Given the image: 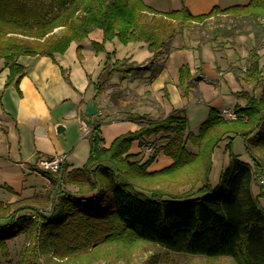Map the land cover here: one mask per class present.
<instances>
[{"label":"trees","instance_id":"trees-1","mask_svg":"<svg viewBox=\"0 0 264 264\" xmlns=\"http://www.w3.org/2000/svg\"><path fill=\"white\" fill-rule=\"evenodd\" d=\"M49 8L42 0H0V58L8 68L5 85L17 84L24 75V66L18 63L20 56L53 58L54 53H64L72 41L81 42L96 28L103 32L102 41H91L96 52L105 51L104 43L116 37L123 44L144 42L153 57L160 58L169 52L171 40L183 34L192 21L228 15L239 22L238 34H253L255 46L248 53L243 79L263 82V89L259 98L247 95V104L234 108L236 119L224 118L211 108L197 132H192L185 110L174 109L161 120L145 121L139 129L116 136L108 147L100 134L103 121L88 117L89 157L82 167L69 169L64 160L57 172L36 167L51 183L48 214L35 204L0 199L1 256L9 255V239L23 234L25 242L15 264H38L40 252L76 258L97 254L104 245L126 249L141 242L208 259L227 256L233 264H264V207L259 201L264 197V165L251 150L254 147L264 153V70L258 54L259 47L264 46V0L225 8L213 6L201 15H192L184 5L156 11L143 0H52ZM244 25L250 29H243ZM215 28L210 41L237 35L227 28ZM76 51L82 59V46ZM109 67L107 81L113 74L123 78L142 75L138 64L128 58L111 62L106 52L103 70ZM160 68L158 64L150 78ZM191 77L189 65L181 64L178 85L182 96L189 92ZM65 78L69 81L67 75ZM101 87H96L95 97ZM159 133H169L162 151L172 163L148 172L157 153L135 159L137 154L128 152L133 141ZM233 134L242 136L252 164L230 155L212 186L209 175L214 149ZM181 176L184 181L180 185H189L185 191L150 185ZM63 184L76 190H68ZM5 188L13 192L11 187Z\"/></svg>","mask_w":264,"mask_h":264},{"label":"crops","instance_id":"crops-1","mask_svg":"<svg viewBox=\"0 0 264 264\" xmlns=\"http://www.w3.org/2000/svg\"><path fill=\"white\" fill-rule=\"evenodd\" d=\"M176 1L179 3L169 10L179 9L184 5L192 15H201L208 13L213 6L225 8L245 4L248 0ZM144 2L157 9H167L161 6L162 3L158 0ZM222 16L224 15H213L205 20ZM102 38V30L96 28L81 42L72 41L64 53H54L53 58L45 55L20 56L18 63L24 66V75L17 84L5 85L8 68L4 67L0 58V199L4 202L11 203L17 199L29 202L47 198L41 193L38 180L42 179L39 183L43 189H48L51 184L46 178L38 176L36 161L40 157L58 155L67 162L69 149H65L57 137L56 132H61L57 127L62 126L65 130L70 125L78 124L80 132L75 138H87L91 127L85 115V106L90 99H93L98 107L99 117L102 116L103 109L106 113V119L102 120L100 126V134L104 138L103 145L108 147L116 136L139 129L145 121L161 120L174 109H184L186 117L190 118L193 114L200 113L201 107L218 111L230 107L231 100L233 106H245L247 95H253L255 98L261 96L263 82L255 84L243 79L242 70L246 69L244 67L248 53L255 46L252 33L235 35L234 41L226 37L224 41H230L223 44L217 43L219 37L214 42L183 33L171 40L169 52L160 58L153 57L146 43L133 41L124 46V54L117 52L119 56H116L115 52L110 54V59L112 62L115 59L128 58L130 62L142 67V75L138 78H123L120 74H113L108 81L106 75L110 67L103 70L105 54L116 51L119 45L114 39L106 41L105 51H92L91 41L100 42ZM241 39L248 40L243 52L239 51L243 44ZM78 45L82 46V59L77 57ZM128 45H132L133 52L127 49ZM135 51L139 53L137 58L134 56ZM226 51L232 53L230 57L226 56ZM141 52L144 53L140 54ZM258 54L259 64L264 70L263 45L259 47ZM222 57L225 60L221 65L218 58ZM152 61L154 63L148 65ZM184 63L189 65L192 75L186 96H182L178 85V70ZM158 64L161 68L150 78L151 71L156 69ZM210 65L213 68H210ZM206 66L211 70L208 76L205 72ZM61 69L65 70L64 74ZM66 75L69 81L65 78ZM101 85V90L95 97L96 87ZM119 92H125L128 99L135 100L128 109L117 104L120 101ZM136 115L143 118L137 119ZM206 117L207 115L203 121ZM168 134L159 133L144 140H135L128 153L137 154L135 159H144L151 154L148 153L150 150L157 151L158 154L147 171L167 167L172 163V159L162 152L161 146L168 141L165 136ZM222 144L225 146L226 143ZM222 153L226 155V150ZM213 164H216L215 156ZM214 166L209 175L212 186L217 184L219 175L226 166V160L219 158V168L216 170ZM5 186L11 187L13 192L8 191Z\"/></svg>","mask_w":264,"mask_h":264},{"label":"rangeland","instance_id":"rangeland-1","mask_svg":"<svg viewBox=\"0 0 264 264\" xmlns=\"http://www.w3.org/2000/svg\"><path fill=\"white\" fill-rule=\"evenodd\" d=\"M42 1H44L47 4V9L50 10L49 3L52 0H42ZM158 1L162 3L161 6H163L164 8H167V9H165V10L164 9H157L156 7H153L149 4H147L146 2H144V3L146 5L152 7L156 11H160V12H166L169 10V8H173L172 6L177 4V2L179 3V1L175 2V0H158ZM239 1H247V0H239ZM56 5H58V2ZM168 6H170V7H168ZM55 8H57V7H55ZM53 11H55V10L53 9ZM238 24H239V22L236 21L235 19H233L231 16H228V15L225 16L224 15L220 18L204 20L202 22H200V21L199 22L196 21V23L192 22L190 25L188 24V27L185 28L183 32H184V34H186L188 36H191V37L192 36L193 37L199 36L200 39L203 38L204 40L207 41V40H210V38L212 37L211 31L216 29L215 27H222V29L227 28L228 32L234 31V33L236 32L238 35L237 30L241 29L238 27ZM243 29H250V26L244 25ZM224 38H226V37H219V41L217 43L218 44L219 43L223 44L226 42L229 43L230 40L226 39V41H224ZM228 38L232 39L234 41V37L232 38V36H231ZM114 39H116V41H117L116 43L119 46L117 47L116 51L112 50L110 54H115V52H116V56H119L117 54V52L119 54H124L126 51L124 46L130 42H133V41H130L127 44H123L116 37L112 38L111 41ZM240 41L243 44L241 45V49L239 51L243 52L246 44L248 43V40L245 41V40L241 39ZM105 43H104V48H105ZM90 49L92 51L94 50L92 47H90ZM127 49L131 50V52H133V50H134V49H132V45H128ZM212 51L213 50L211 49V52ZM96 53H98V52H96ZM143 53L144 52H141L140 54H143ZM231 54H232L231 52L226 51V56L230 57ZM86 56H87V53H86ZM134 56H136V58H137V56H139V53L137 54V51H135ZM82 58H83V56H82ZM105 60H106V54H105ZM105 60H104V63H105ZM224 60L225 59L223 57H222V59L218 58V63H221V65H222ZM153 63H154V61L151 62V65ZM210 68H213V66L210 65ZM209 70H210L209 67L206 66L205 72H206L207 76L209 75ZM242 71H244V70H242ZM118 98L120 99V101L117 102V104L122 106V108H124V109H126V108L128 109L129 106L131 105V103L133 101H135L133 99H128L125 92L124 93L119 92ZM230 105H231L230 106L231 108H235L236 106H238L236 104L233 106L232 100L230 101ZM102 108H104V106H102ZM210 109H211L210 107H206V108L201 107L200 113L193 114L190 118L187 116L188 130L197 132V129L199 127L198 125H200L201 123L204 122L203 118L206 115H207L206 118H208ZM103 111H104V109H103ZM103 111H102V116L99 117V115L95 114L92 117L95 119H98V117H99V119L101 118L100 121L105 120L106 119V113ZM207 111H208V114H207ZM185 114H186V111H185ZM79 123H80V120H79ZM79 132H80V130H79L78 124H76V126L70 125L67 129L62 130L61 132H56L57 133L56 135L59 138L62 146L67 150L69 149V151L67 152V155H68L67 162L69 164V169L82 167L86 163V161L88 160V157H89L88 137L87 138L84 137L83 139H79V136H78L77 138H75L76 135L79 134ZM102 133H103V131H102ZM104 133H105V131H104ZM152 135H154V134H152ZM229 135L231 136V134H229ZM104 136H105V134H104ZM146 138L147 137H142L141 139H138V140H144ZM222 142L226 143L225 146H224V144H222ZM220 144H221V146H220ZM72 145H74V146H72ZM161 148H162V146H161ZM191 149L195 150L192 147H191ZM223 150H226V155H223V153H222ZM251 150H252V153L264 165V153H262L258 149H255L254 147H251ZM214 151H216V152H215V155H214V152L212 154V166H214L213 159L215 156L216 164H215L214 168L216 170L219 168L218 167L219 166V158L225 159L226 165H227L229 162V159H230V155H235L239 159L244 160V161H248L249 163L252 164V160L247 153L244 140L240 134H233L231 139H229L228 136H227V138L226 137L223 138L221 140V142L217 145V147L214 149ZM154 152L157 153V151H151V150L148 153L152 154ZM151 154H148L147 156H149ZM157 154H156V156H157ZM152 163L148 167H150L152 165ZM154 171H157V170H154ZM38 176L40 178H46L48 180V182L50 183V180L46 176H44L41 172H38ZM261 180H262L261 184L264 187V175L261 178ZM41 181H42V179L40 181L38 180L39 187L42 190L41 193L43 195L47 196L48 195L47 194L48 189H46V188L43 189L42 186H40L41 183H39V182H41ZM183 181H184V177H182V176L176 177V178L166 177V178L157 180L153 183H150V185L154 186V187H160V188H163L166 190H171V191H185L189 188V185L188 184L180 185L183 183ZM63 185H64V188H66L68 190H71V191L76 190V188L74 186H71L69 184H63ZM254 189L256 192L259 190L258 186L254 187ZM261 198H263V197H261ZM18 201L35 204L41 208V210L43 211L44 214H48L47 211L50 207V201H49L48 197L46 199H42V200L40 199L38 201H37V199L30 200L29 202L23 201V199H17L14 202H18ZM259 201H260L261 205L264 207V199L259 198ZM24 242H25V237L23 234H20L16 237L9 239L7 241V247H8L9 255L7 257H3L0 254V264H15V261L17 260V257L19 255V252H20ZM37 262H38V264H233L232 260L227 256H220L216 259H208V258L201 256V255H191V254L168 251V250H166V249H164L158 245H155L152 243H147V242H141L137 245H134L133 247L126 248V249H124L123 247H121L119 245H113V244L104 245L98 249L97 254L88 255V253H87L85 256L76 257V258H68V257H62L61 258V257H58L57 255L53 254L52 252L51 253L50 252L49 253L40 252L38 257H37Z\"/></svg>","mask_w":264,"mask_h":264},{"label":"built area","instance_id":"built-area-1","mask_svg":"<svg viewBox=\"0 0 264 264\" xmlns=\"http://www.w3.org/2000/svg\"><path fill=\"white\" fill-rule=\"evenodd\" d=\"M149 63L148 65H150ZM246 67H244L245 69ZM219 114L227 119H236L237 113L234 108L226 107L219 110ZM62 156L53 155L49 157H40L36 161V167L43 170H49L57 172L59 170L60 163L63 161Z\"/></svg>","mask_w":264,"mask_h":264},{"label":"water","instance_id":"water-1","mask_svg":"<svg viewBox=\"0 0 264 264\" xmlns=\"http://www.w3.org/2000/svg\"><path fill=\"white\" fill-rule=\"evenodd\" d=\"M98 113V107L95 105L94 100L90 99L87 101L86 106H85V115L87 117L93 116ZM64 127L58 126L57 130L62 131Z\"/></svg>","mask_w":264,"mask_h":264}]
</instances>
